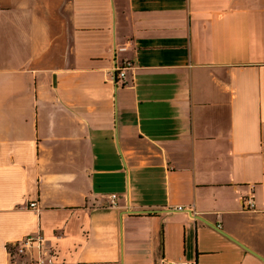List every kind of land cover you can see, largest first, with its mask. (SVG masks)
I'll return each mask as SVG.
<instances>
[{"label": "crops", "instance_id": "obj_1", "mask_svg": "<svg viewBox=\"0 0 264 264\" xmlns=\"http://www.w3.org/2000/svg\"><path fill=\"white\" fill-rule=\"evenodd\" d=\"M41 259L264 264V0H0V264Z\"/></svg>", "mask_w": 264, "mask_h": 264}, {"label": "built area", "instance_id": "obj_2", "mask_svg": "<svg viewBox=\"0 0 264 264\" xmlns=\"http://www.w3.org/2000/svg\"><path fill=\"white\" fill-rule=\"evenodd\" d=\"M124 71L121 70L118 72V75L120 77L124 76ZM108 203L110 206H116L117 205V195L115 193H111L108 195ZM243 208L245 210H252L254 209V201L252 194L246 195L242 199ZM29 206L32 208H36V202L32 201L29 203ZM176 210H188L190 213H192L191 207H182L180 205L175 207ZM44 237L40 232H37L35 234L26 235L25 237L19 239L11 247L8 246V252L11 255H22L27 250L34 248L36 250H39V252L42 251V247L44 246ZM38 264H43V260H39L37 262ZM171 264H195L193 261H187V260H178L176 262H173Z\"/></svg>", "mask_w": 264, "mask_h": 264}]
</instances>
